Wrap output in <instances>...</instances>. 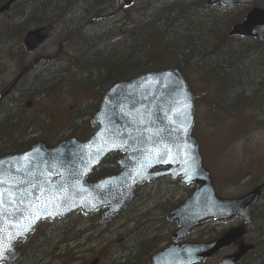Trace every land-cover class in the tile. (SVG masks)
Instances as JSON below:
<instances>
[{"label":"rangeland","instance_id":"1","mask_svg":"<svg viewBox=\"0 0 264 264\" xmlns=\"http://www.w3.org/2000/svg\"><path fill=\"white\" fill-rule=\"evenodd\" d=\"M140 2L124 1L122 5L127 8L120 9H117V1L104 5L102 11L107 14L103 24L117 23L119 27L123 20L127 25L136 21L142 15ZM253 6L264 7V0L234 9L216 6L201 12L197 20L200 30L208 28L207 33L217 46L215 84H206L208 77L194 61H186L187 68L182 71L195 96L192 134L198 142L202 165L210 174L215 194L222 199L241 196L264 181V43L227 38L229 28L241 22ZM19 11L17 5L0 17V108L11 92L24 106L23 116L30 117L33 123L24 143L44 142L52 147L68 138L85 141L95 130L88 114L97 110L103 90L98 85H90L86 75L70 72L71 68L67 73H64L68 70L66 67L58 72L59 65L77 56L75 46L61 42L64 28L56 29L36 53L26 54L22 47L26 32L8 31L11 25L18 23ZM71 15L72 18L73 13ZM68 16L66 20L70 23ZM29 68L32 72L24 75ZM39 68L43 70L37 78L38 86L45 90L34 96L29 93L26 97V92L23 94L20 90L33 87V74ZM225 73L230 81L232 78L237 83L242 82L239 91L226 89L225 81H221ZM88 107L93 110L89 112ZM8 142L1 131L0 152ZM193 190L168 178L161 179L152 185L138 186L133 202L114 218L101 221V211L87 217L75 212L63 220L39 224L29 240L19 244L21 254L13 264H89L94 259H98L99 264H148L152 255L173 243L170 235L176 225L168 222L166 216ZM259 206H264V194L257 212ZM238 223L236 220L215 222V237ZM252 226L253 220L246 225L247 230ZM242 230L241 238L253 245L248 231ZM213 232V222H205L186 242L206 243L212 240ZM254 246L241 257L239 264H261L255 261L256 255L249 254L261 251L262 248ZM235 250V245L227 247L203 264H216Z\"/></svg>","mask_w":264,"mask_h":264},{"label":"water","instance_id":"2","mask_svg":"<svg viewBox=\"0 0 264 264\" xmlns=\"http://www.w3.org/2000/svg\"><path fill=\"white\" fill-rule=\"evenodd\" d=\"M15 1L0 7V14ZM243 1L251 0H208L206 5L231 7ZM52 29L44 26L27 32L22 42L26 52H35ZM229 36L264 41V9L248 12ZM193 112V95L179 71L144 73L106 91L91 118L97 130L86 142L69 139L51 149L38 143L21 154L0 158V179L5 182L0 184V264L18 258L17 243L34 234L40 222L62 219L76 211L86 216L100 209H105L100 219L108 220L133 200L138 185L165 177L195 188L168 214V220L177 223L172 235L175 242L184 240L206 220L238 217L248 222L264 184L240 198L222 200L214 195L198 143L191 136ZM109 155H119V173L87 182ZM21 197L22 203L18 202ZM243 234L241 228H235L215 242L172 245L154 255L150 264H200ZM251 249L241 244L235 254L218 264H236Z\"/></svg>","mask_w":264,"mask_h":264},{"label":"trees","instance_id":"3","mask_svg":"<svg viewBox=\"0 0 264 264\" xmlns=\"http://www.w3.org/2000/svg\"><path fill=\"white\" fill-rule=\"evenodd\" d=\"M112 1H117V9H120L127 8L122 3L129 0H22L16 4L20 8L18 23L11 25L8 31L18 34L30 28L51 25L54 34L56 29L64 28L61 42L75 46L77 56L74 59L78 62L67 59L59 65L58 72L66 67L68 70L64 73H67L71 68L70 72L86 75L90 85H98L103 92L117 81L129 80L145 72L175 68L182 73L187 68L185 62L190 60L208 77L207 85L215 84L217 46L207 33L208 28L200 30L197 23L201 12L208 11L204 6L205 0H140L142 15L128 25L123 20L119 27L117 23L103 24L107 14L102 11L105 9L103 6L111 5ZM4 2L6 0H0V5ZM134 4L135 1L130 6ZM67 16L70 23L66 20ZM31 68L24 75L32 72ZM42 68L33 74L35 82L33 87L28 88L30 92L20 90L23 94L26 92V97L29 93L34 96L44 92L45 87L38 86L37 81ZM222 81H225L229 92L239 91L242 84L231 78L232 84L226 73ZM87 110L91 112L93 109L88 107ZM23 111L24 106L11 92L0 108V132L3 131L9 140L4 144L0 157L18 154L32 145L23 142L30 136L27 131L33 127L32 119L23 116ZM17 141H20L19 144ZM116 159V156L107 158L94 171L90 181L116 174ZM257 208H254L253 226L248 235L255 249H262L250 254L256 255L255 261L264 264V206H259L258 212Z\"/></svg>","mask_w":264,"mask_h":264},{"label":"snow or ice","instance_id":"4","mask_svg":"<svg viewBox=\"0 0 264 264\" xmlns=\"http://www.w3.org/2000/svg\"><path fill=\"white\" fill-rule=\"evenodd\" d=\"M24 158L27 159L28 157H24ZM161 159H163V157H161ZM3 183H5V182L2 179H0V184H3ZM18 202L22 203L23 197H21L20 201H18ZM0 204H3V193L2 192H0ZM2 248H3V244H2V242H0V249H2Z\"/></svg>","mask_w":264,"mask_h":264},{"label":"flooded vegetation","instance_id":"5","mask_svg":"<svg viewBox=\"0 0 264 264\" xmlns=\"http://www.w3.org/2000/svg\"><path fill=\"white\" fill-rule=\"evenodd\" d=\"M260 184V183H259ZM257 186V185H256ZM213 224H214V232H213V235H212V241H214L215 242V220L213 221ZM238 225H239V223H238ZM237 225V226H238ZM215 258V257H214ZM215 264V263H214Z\"/></svg>","mask_w":264,"mask_h":264},{"label":"bare ground","instance_id":"6","mask_svg":"<svg viewBox=\"0 0 264 264\" xmlns=\"http://www.w3.org/2000/svg\"><path fill=\"white\" fill-rule=\"evenodd\" d=\"M26 91H27V92H30V90H29V89H26Z\"/></svg>","mask_w":264,"mask_h":264}]
</instances>
